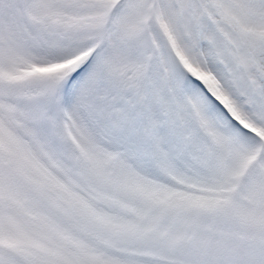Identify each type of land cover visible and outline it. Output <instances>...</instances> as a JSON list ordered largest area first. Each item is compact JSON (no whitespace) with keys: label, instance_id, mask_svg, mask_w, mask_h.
<instances>
[{"label":"snow or ice","instance_id":"1","mask_svg":"<svg viewBox=\"0 0 264 264\" xmlns=\"http://www.w3.org/2000/svg\"><path fill=\"white\" fill-rule=\"evenodd\" d=\"M0 264H264V0H0Z\"/></svg>","mask_w":264,"mask_h":264}]
</instances>
